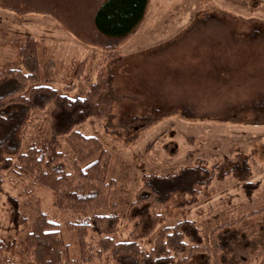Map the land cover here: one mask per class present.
I'll return each mask as SVG.
<instances>
[{
    "label": "rangeland",
    "instance_id": "374dc122",
    "mask_svg": "<svg viewBox=\"0 0 264 264\" xmlns=\"http://www.w3.org/2000/svg\"><path fill=\"white\" fill-rule=\"evenodd\" d=\"M104 1L0 0V70L21 68L17 47L31 36L44 49L48 83L59 93L83 97L98 77L105 81L102 117L75 130L95 136L111 154L107 178L115 186L98 212L119 215L115 242L129 238L125 211L144 175L244 160L248 179L215 176L193 204L162 208L158 228L184 218L195 223L208 251L186 264H256L264 258V113L250 109L264 95V0H149L138 26L118 41L92 37L94 10ZM76 61H85L79 75ZM51 109L33 112L21 151L48 132ZM60 144L66 148L63 138ZM0 177V238L12 233L8 197H14L30 221L43 212L59 223L68 258L79 259L76 229L66 223L80 213L56 209L52 193L30 178L12 170ZM158 228L142 248L152 245ZM94 259L88 264H110L109 253Z\"/></svg>",
    "mask_w": 264,
    "mask_h": 264
},
{
    "label": "trees",
    "instance_id": "16d2710c",
    "mask_svg": "<svg viewBox=\"0 0 264 264\" xmlns=\"http://www.w3.org/2000/svg\"><path fill=\"white\" fill-rule=\"evenodd\" d=\"M148 2L105 0L94 10L92 37L124 38L143 19ZM43 50L29 36L17 47L21 68L0 70V171L12 170L18 177L30 178L34 186L52 193L56 209L80 213L75 222L66 223L76 229L80 257L75 261L68 258L59 223L43 212L30 221L19 212L16 198L8 197L13 230L7 238H0V264H24L25 260L27 264H88L103 253H109L110 264H186L193 256L208 251L197 226L189 219L158 228L164 218L160 210L173 203L177 207L193 204L215 176L232 175L244 182L250 176L246 162L226 160L212 169L185 166L169 175H144L125 211L132 222L129 238L115 242L111 235L117 231L119 215L98 212L109 205L115 186L114 180L107 178L111 154L95 136L75 130L87 119L102 117L99 97L106 88L105 81L98 77L83 97L61 94L48 83L50 63L40 55ZM84 62L76 61V75ZM263 97L254 101L251 111L264 113ZM49 105L48 132L43 130L21 151L23 131L31 115ZM60 138L66 148L61 147ZM2 184L0 177V191ZM29 222L30 227L23 230ZM157 228L152 245L142 248L140 243ZM22 230L24 236L17 242ZM256 264H264V258Z\"/></svg>",
    "mask_w": 264,
    "mask_h": 264
}]
</instances>
